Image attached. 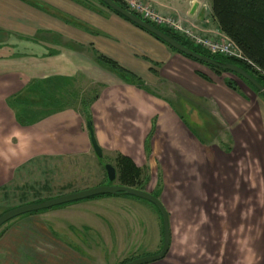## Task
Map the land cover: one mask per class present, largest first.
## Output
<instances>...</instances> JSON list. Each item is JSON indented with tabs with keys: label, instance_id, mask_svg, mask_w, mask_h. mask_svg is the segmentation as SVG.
<instances>
[{
	"label": "crops",
	"instance_id": "1",
	"mask_svg": "<svg viewBox=\"0 0 264 264\" xmlns=\"http://www.w3.org/2000/svg\"><path fill=\"white\" fill-rule=\"evenodd\" d=\"M156 2L165 8L176 6L175 0ZM98 55L141 83L102 67ZM196 70L193 61L167 50L102 5L95 9L79 0H0V188L28 158L43 154V142L50 140L49 147L56 152L61 148L71 152L68 138L73 132L90 138L88 118L102 153L130 160L135 168L148 171L149 180L166 178L159 193L165 190L171 203H176L177 192L190 200L189 205L206 209L214 205V195L234 203L230 145L225 144L229 134L244 136L227 116L238 100L224 83L206 82ZM69 89L78 93L73 99L78 110H54L52 93ZM24 109L52 112L21 126L16 115ZM183 115L193 128L183 123ZM203 193L209 202H200ZM111 198L73 204L102 200L134 204ZM77 205L9 221L0 236V264H103L58 239L71 233L59 217L79 209ZM186 208L183 214H190ZM150 264L168 263L164 257Z\"/></svg>",
	"mask_w": 264,
	"mask_h": 264
},
{
	"label": "rangeland",
	"instance_id": "2",
	"mask_svg": "<svg viewBox=\"0 0 264 264\" xmlns=\"http://www.w3.org/2000/svg\"><path fill=\"white\" fill-rule=\"evenodd\" d=\"M79 1L89 3L95 9L101 7L97 0ZM175 4L174 7L169 4L165 8L153 0V7L157 12L164 16L172 15L181 29L213 39L223 36L212 19L211 0H175ZM193 6L196 11L189 18ZM178 35L189 42L184 33ZM194 64L197 76L201 74L208 82L214 79L224 83L225 89L235 94L238 100L239 105L232 102L227 116L231 115L244 136L242 139L229 134V143L225 144L230 145L234 203L227 204L224 199L214 195L215 203L209 209L202 205L191 206L190 200L180 192L175 194L176 203H171L165 190L159 193L160 187L167 184L166 178L153 177L149 180L148 171H141L137 185L142 190H138L156 194L165 204L171 233V244L165 255L168 264H264V98L238 75L230 72L216 74L203 64L195 61ZM246 64L262 77L256 65ZM230 81L236 91L225 86ZM52 94L54 110H78L79 105L73 101L78 95L76 89L58 90ZM60 103L64 105L58 106ZM86 122L88 121L85 120ZM183 123L193 128L186 115H183ZM91 124L88 125L92 127ZM85 130L84 124L83 133ZM68 139L73 144L71 152L62 148L56 152L50 149V140L43 142V154L28 158L26 165L13 174L9 183L0 188V215L31 202L108 185L104 170L107 164L116 172L115 179L110 184L122 185L118 180L116 153L106 151L98 158L92 150L89 136L85 138L78 131L73 132ZM195 176L197 175L191 177L195 179ZM120 198L134 201V204L102 200L94 204L85 202L63 205L62 208L67 207L66 209L77 205L75 208L79 209L67 210L59 217L62 223L69 225L71 233L67 234L71 235L64 234L62 237L58 236V239L68 243L75 253L86 259L103 261V264H113L115 261L121 264L122 256L127 257L125 261L128 262L134 258L157 254L163 243L162 218L158 210L147 201L132 196L120 195L111 199ZM199 198L200 202H209L204 193ZM83 205L87 206L82 207ZM182 208H186L190 214H183ZM10 224L8 221L0 227V236ZM103 227L105 230H101Z\"/></svg>",
	"mask_w": 264,
	"mask_h": 264
},
{
	"label": "trees",
	"instance_id": "3",
	"mask_svg": "<svg viewBox=\"0 0 264 264\" xmlns=\"http://www.w3.org/2000/svg\"><path fill=\"white\" fill-rule=\"evenodd\" d=\"M97 1L101 3V5L104 6L108 11H111L108 7H106V5L102 1H99V0ZM113 1L122 9L128 10L127 6L122 0H113ZM210 7H211L212 19L217 24L218 30H220L223 36H225L227 39L233 42L237 50L242 53V56L248 62L253 63L259 68V70L264 72V0H211ZM112 12L116 14L118 17H120L121 19L126 20L124 17H121L114 11H111V13ZM131 13L134 14L133 12ZM134 15L139 17L136 13ZM146 22L152 25L155 29L160 30L161 32L165 33L169 38L171 37L175 41L179 42L181 45L183 44L184 46H186L188 49H190L193 52L199 53L205 57L206 56L210 57L211 59L215 61H219L221 63L234 64L238 66L240 69H243L248 75L254 78L261 86L264 87V78L256 74L255 71L251 69V67L247 65L246 63H244L243 61L241 60L239 61L231 57L229 58L224 57L221 55H217V56L212 55L208 52L203 51L201 48L195 45L193 46L190 42L185 40L180 35L174 33L173 31L167 30L159 26L157 27L154 24L150 23L149 21H146ZM148 34L151 35L150 33ZM152 37L156 41L163 43L161 40H158L154 36ZM163 44L166 45L165 43ZM172 50L175 53L179 54L174 49ZM180 55L182 57L184 56L182 54ZM184 57L193 62L195 61L186 56ZM98 62L102 67L104 66L110 71L115 72L117 75H119V77H121L124 80H128L131 83H134V82L141 83L139 79H136L130 73H128L127 71L125 72L122 68H120L116 62H113L112 60H110L107 57H104L103 55L102 56L98 55ZM199 64H202V63H199ZM206 66L209 67L216 74L218 72H225V71H222L221 69H216L209 65H206ZM198 76L206 80V78L202 76L201 74H198ZM237 77H239L240 79L242 78L240 76H237ZM242 79L245 80L244 78ZM225 86L231 89L232 91H236V87H234L231 81L225 83ZM249 86L251 85L249 84ZM251 87L254 88V86H251ZM255 91L258 92L256 89ZM50 112H52V110L46 111L45 109H39L37 111H30V110L24 109L22 113H19L16 115V118H17L18 123L21 126L31 125L34 121H36L37 118H43V116L47 115V113H50ZM30 116H32V119L30 118ZM87 121H88L87 123L90 124V121L88 119ZM117 163L119 165L118 166L119 167L118 180L120 181V183L130 188L134 187L137 189H141L137 185V180L140 179L142 172L139 169L135 168L130 160H127L124 157H121V158L118 157ZM118 196L120 195H117V196L98 195L97 197H93V198H89L85 200H95L97 198H102V197L108 198V197H118ZM154 196L158 198L156 194H154ZM127 197H130V196H127ZM41 201L42 200L31 202V203H39ZM58 207H63V206H57V207H52V208H58ZM43 211H47V210H42L40 212H43ZM40 212H32V213H28L23 216H28L29 214H40ZM125 262L127 261H124L121 264H125Z\"/></svg>",
	"mask_w": 264,
	"mask_h": 264
},
{
	"label": "water",
	"instance_id": "4",
	"mask_svg": "<svg viewBox=\"0 0 264 264\" xmlns=\"http://www.w3.org/2000/svg\"><path fill=\"white\" fill-rule=\"evenodd\" d=\"M99 1H102L106 5V7H108L111 11H114L121 17H124L128 22L132 23L134 26L136 25L144 32H148L158 40H161L169 48L174 49L179 54H182L192 60L202 63L205 66L209 65L216 69H221L222 71L228 73L230 72L244 78L251 86H254V88L258 91L261 97L264 98V87L261 86L254 78H252L243 69H240L238 66L234 64L221 63L219 61H215L211 59L210 57L207 56L205 57L199 53L191 51L183 44L181 45L179 42L175 41L171 37L169 38L165 33L155 29L148 22L143 21L136 15L132 14L130 11L122 9L113 0H99ZM87 127L90 133L92 150H94V153L98 158H101L102 151L97 146L95 138H93L91 127L89 125H87ZM104 170L107 174V179L109 183L108 185L96 186L95 188L85 189L83 191H76L74 193L64 194L59 197H52L51 199H45L39 203H28L25 205L17 206V208L9 209L5 211V213L0 215V227L5 225L6 222L8 221L16 219L19 216L26 215L28 213L40 212L42 210H49L52 207L63 206L65 204H71L78 201H84L85 199L97 197L98 195H112V196L124 195L130 197L132 196L142 201L143 200L147 201L148 203L156 207V209L158 210L162 218L163 243L160 248V251L157 254L153 256L134 258V260L125 262V264H150L163 259L165 255L168 253V248L170 245L169 221H168L167 212L163 204H161L160 200L157 197L153 196L150 193H147L146 191H141L133 187L130 188L123 185L116 186L110 184L115 179L116 172H114V168L109 164L104 166Z\"/></svg>",
	"mask_w": 264,
	"mask_h": 264
},
{
	"label": "built area",
	"instance_id": "5",
	"mask_svg": "<svg viewBox=\"0 0 264 264\" xmlns=\"http://www.w3.org/2000/svg\"><path fill=\"white\" fill-rule=\"evenodd\" d=\"M127 9L134 14L136 13L143 21H149L155 26L171 30L174 33L182 34L188 37L189 42L193 45L201 48L203 51L208 52L212 55H221L224 57H231L236 60L245 61L251 66L253 63L248 62L242 53L237 50L232 41L227 39L225 36L216 37L215 39L210 37H202L199 34L190 32L189 30H183L179 24L173 18L172 15L164 16L157 9L153 7V0H122ZM260 71L262 78H264V72Z\"/></svg>",
	"mask_w": 264,
	"mask_h": 264
}]
</instances>
